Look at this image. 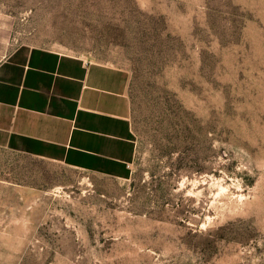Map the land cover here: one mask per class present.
I'll list each match as a JSON object with an SVG mask.
<instances>
[{
  "label": "rangeland",
  "instance_id": "obj_1",
  "mask_svg": "<svg viewBox=\"0 0 264 264\" xmlns=\"http://www.w3.org/2000/svg\"><path fill=\"white\" fill-rule=\"evenodd\" d=\"M10 44L125 69L116 179L0 156V264H264V0H0Z\"/></svg>",
  "mask_w": 264,
  "mask_h": 264
},
{
  "label": "crops",
  "instance_id": "obj_2",
  "mask_svg": "<svg viewBox=\"0 0 264 264\" xmlns=\"http://www.w3.org/2000/svg\"><path fill=\"white\" fill-rule=\"evenodd\" d=\"M0 9V156L128 178L136 145L125 69L47 46L10 44Z\"/></svg>",
  "mask_w": 264,
  "mask_h": 264
}]
</instances>
